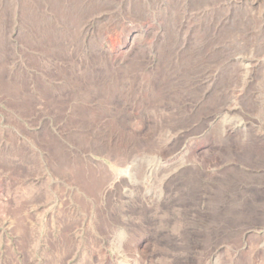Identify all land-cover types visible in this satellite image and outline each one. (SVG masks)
<instances>
[{"label":"bare ground","instance_id":"1","mask_svg":"<svg viewBox=\"0 0 264 264\" xmlns=\"http://www.w3.org/2000/svg\"><path fill=\"white\" fill-rule=\"evenodd\" d=\"M219 3L220 0H24L17 5L13 0H0V99H8V104L13 103L25 118L50 107L57 115L56 124L65 122L56 130L58 134L45 129L40 138L32 139L51 158L48 164L58 180L52 190L62 206L59 233L53 236L50 231V239L45 241L50 248L47 264H68L74 258L81 245L76 221L83 226L84 218L95 219L97 229H109L111 222H125L133 234L146 229L148 217H159L160 228L174 234L184 252L190 248L187 217L194 208L203 213L196 216L199 222L192 223L202 230V237H197L205 256L202 254L204 258L198 262L202 264L215 251L210 250L212 244V248L219 244L233 248L229 255L214 252L213 264L246 261L244 253L236 255L235 250L242 244L239 235L245 227L264 229V196L256 194L264 189V158L252 147L264 141V122L255 115L262 95L250 65L254 53L264 44V36L260 26L256 27V47L250 50L253 55L241 52L245 49L231 42L239 34L240 21L228 23L208 14ZM251 10L255 15L254 8ZM150 11L160 22L147 51L138 53L131 48L121 58H114L109 47L103 46L109 35L118 29L133 30ZM16 14L17 33L12 37L14 25L10 18ZM196 18L194 27L191 20ZM11 38L18 40L28 61L26 66L39 70L41 80L30 77L29 81L19 75V68L8 69L15 63ZM227 56H235L234 66L242 74L222 72ZM52 63L56 68L46 74ZM104 83L115 88L127 85L133 93L146 97L155 93L145 102L151 118L146 133L141 132L142 122L136 123L124 137L118 155L105 150L87 114V106L100 101ZM63 107L68 108V114ZM115 118L125 122V117ZM183 129H188L190 135L204 131L201 139L209 143L210 156L206 163L186 160L187 151H177L186 144L188 133ZM0 141V171L15 167L26 178L36 174L30 173L31 169L44 170L36 152L13 132H0ZM167 148L178 154L164 157ZM87 154L104 155L121 169L113 171L104 163L84 159ZM138 163L144 164L140 179L135 172ZM22 165L26 167L24 171ZM41 184L44 189L45 183ZM112 187L116 192H107ZM124 188L130 191L124 193ZM124 195L131 202L129 218L123 211L127 206ZM204 195L206 199L199 201ZM40 196L35 193L32 199L37 201ZM24 210L19 214L22 224L29 220ZM24 227L21 225L23 230ZM93 227L86 224L84 237L87 245L95 249L97 241L88 235ZM20 242L25 243V239ZM256 247L264 248V242ZM247 248L255 249L252 244ZM114 251L118 264H128L133 256L120 244ZM99 256V252L95 256L89 253L86 264ZM85 259L81 258L80 264Z\"/></svg>","mask_w":264,"mask_h":264},{"label":"rangeland","instance_id":"2","mask_svg":"<svg viewBox=\"0 0 264 264\" xmlns=\"http://www.w3.org/2000/svg\"><path fill=\"white\" fill-rule=\"evenodd\" d=\"M18 1L13 0V2L17 5H21L24 0ZM252 4L254 7L251 6ZM188 5L190 6L191 4ZM251 8H254L256 13L255 15H258L259 18H256V16L251 13ZM208 14H212L213 18H219L220 20L226 21L228 23H230L231 20L233 22L238 20L240 21L241 28L239 27V34L231 42L235 47L236 45H240V47L245 49V51L242 50L241 52H249L252 54V49L256 47L254 40V34L257 30L256 27L260 26V34L264 36V0H220L218 6L214 7L213 11ZM191 21L192 24L194 23V27H196L197 24L195 23H198V19H192ZM10 22L14 25L13 30L11 31V36L15 37L17 33L18 14L13 15L10 18ZM159 22V18L154 16V14L150 11L148 15H146L141 20V22L134 27L133 30L125 32L121 29H118V32L109 35L107 38V44L105 43L103 46L105 48L109 47L114 58H121L122 55L131 48H133L132 50H135L138 53H143L147 51L149 45L158 34L157 30ZM252 26H254L255 29H253ZM92 29L93 26H90L89 30ZM11 42L13 43V54L15 55H13V59L15 60V63L8 65V69L10 70L17 67L19 68V75L25 76L27 79H29V81L36 78L41 80L39 70L26 66L28 61L24 56L25 52L23 47L18 44V40L11 38ZM250 50L252 52H250ZM255 53L254 55L252 54L254 61L252 64H250L252 65L251 75L253 76L252 78L254 79L255 84L259 86V92L262 95L261 106L255 115L257 120L259 119L260 121L264 122V44L260 45L259 52L256 51ZM25 55L28 56L27 53ZM150 57L153 61H155V57L153 55H150ZM224 59L226 60H223L222 62V68L224 67L222 72L234 74L237 71L238 73L242 74V71L239 70L240 68L237 69L234 66L235 56H227V58ZM254 65L256 66L254 67ZM56 66V64L52 63L50 66L51 70L46 74H50L49 72L54 71ZM229 70H231V72ZM212 73L213 77L217 76L215 71ZM30 77L32 79H30ZM44 80L47 81V78ZM237 83L239 86V82ZM39 88L42 89V87ZM154 94L155 93L148 95L149 97L144 96L142 93L135 94L127 85L120 88H115L110 83H104L101 85V99L96 104L94 103L90 106H87V114L90 118V123L93 130L99 133V136L102 139V145L105 146V150H108L109 154H111V151L116 155L121 153L123 149L122 147L124 145V137L128 132L131 131V129L133 130L136 123L140 124L142 122L141 124L143 125H141V132L146 133V129L151 122V118L148 115L145 102L147 101L146 103H148V100H150L153 96L155 97ZM168 107L170 108V106ZM62 109L64 113H69L68 108L63 107ZM112 109L114 111H112ZM37 112L35 114L33 113L30 118H25L22 116L19 110L16 109L13 103L8 104V99H0V132H3L4 134L6 131L13 132L18 140L26 142L29 148L36 152L39 159L42 160L45 165L44 170H29L30 173L36 174H33L32 176L30 175L26 178L22 177V175L17 172L15 167L10 168L9 170L0 171V264H47L49 259V254L47 252L50 250V248L45 241L50 239V231L54 232L53 236L59 233L57 231V226L60 225L62 221V217L59 216L62 206L60 204L59 198H57V194L52 190V188L56 186L58 180L53 175L50 165L48 164L51 163V158L48 153L40 148L38 141L35 143L34 141L32 142V139L40 138L45 129L52 130L54 133L58 134V131L56 130L62 128L65 122H57L56 124L54 115H57L50 107L47 108L46 112L44 113L38 112L39 115ZM115 115L122 116L123 118L125 117V122H118L116 118L114 119ZM129 123L131 125H129ZM182 131H187V140H185V147L177 151L182 152L186 150L187 155L184 157L186 160H193L200 164L206 163V161L210 159V156H208L209 143H206L205 140L201 139L204 131L191 135L188 129H183ZM189 141L191 143L188 145L187 143H189ZM69 147L72 148V146ZM252 147L260 157L264 158L263 140L261 142H257ZM170 149H164V157L166 155V157H170L176 156L178 154V152L170 151ZM83 157L84 159L89 157V159H92L96 163H104L113 171L121 169L112 165L111 161L106 159L104 155L87 154L83 155ZM13 159L16 160V157ZM25 168L26 167L22 165V171H24ZM143 169L144 164L138 163L135 169L136 178H142ZM261 172L264 173V168L261 169ZM40 183H45L44 189L43 185H40ZM70 188L74 189L73 187ZM110 188L107 189V192H116L114 187H112V190ZM38 189L39 193L37 192ZM42 191H44L45 194L42 195ZM129 191L130 190L128 188L122 189V192L124 193H128ZM259 191L260 193L256 192V194H259L258 197L262 198L264 196L262 193L264 189L262 188ZM35 193H37V196L41 195L40 197H37V201L32 199ZM104 197L105 196H103V198ZM204 199H206V195L198 200L204 201ZM124 201L126 202L127 206L124 207L123 211L126 212L125 214L129 218L131 202L128 201V198L125 195ZM24 208V211H27L29 220L27 223L22 224L20 223L21 217L19 214ZM193 210L194 213L191 211V214H189L187 217L190 224L188 225L189 232L187 235V248H190L186 249L184 251L185 253L179 249L176 241L174 240L176 239L174 234H171L166 229L160 228V221H158L159 217H148L144 223L145 227L148 225L146 227L147 230L142 229L133 234L130 233V230H128L129 226H127L125 222H111V228L97 229L98 222L95 219L92 220L84 218L83 226H81L79 221L75 220L78 225L77 230L79 233L77 239L80 240L81 245H79V247L76 249V255L73 259L68 261V264H80L81 258L85 259L89 253L95 256L96 252H99L100 256L98 258L96 257L90 264H118L117 255L114 250L119 244L122 246V248H124V250L130 251L131 255H133L128 261V264H200L199 262H201L204 258L203 256H205L201 251L202 245L198 239L199 237H202V230L198 228V226H193L192 223L199 222V219L198 217L196 218V216L200 214L202 215L203 213L199 212L195 208ZM79 217L80 216H78V218ZM85 223H90L91 226H94L92 228V232L88 233V235L97 241L98 245L95 247V249L86 243V237H84L87 232L85 229ZM21 225H25L24 230L21 228ZM142 231L143 233H141ZM120 237H122V240H120ZM20 239H25V243H21ZM167 239H169L170 242ZM239 239L242 244L235 251L236 255L238 253L239 256H242L243 253L245 254L242 256L246 260L244 264H264V248L256 247L260 243L262 244L264 242V229L255 225L249 228L245 227L242 230V233L239 235ZM20 244H24V247L21 248ZM250 244L254 245L255 248L252 251L248 250L247 248ZM212 245L210 246V250H215L214 252H218L220 255L223 254L221 256L229 255L232 254L231 252H233L231 245L219 244L217 248H212ZM214 252L211 253L202 264H213L214 254H216ZM247 252H250L249 255ZM164 258L166 260H164ZM83 264H86V259Z\"/></svg>","mask_w":264,"mask_h":264}]
</instances>
